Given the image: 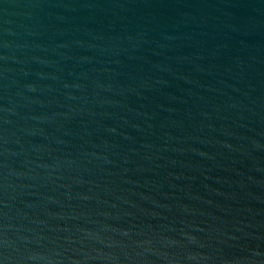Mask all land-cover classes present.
<instances>
[{"label": "water", "instance_id": "obj_1", "mask_svg": "<svg viewBox=\"0 0 264 264\" xmlns=\"http://www.w3.org/2000/svg\"><path fill=\"white\" fill-rule=\"evenodd\" d=\"M0 264H264V0H0Z\"/></svg>", "mask_w": 264, "mask_h": 264}]
</instances>
